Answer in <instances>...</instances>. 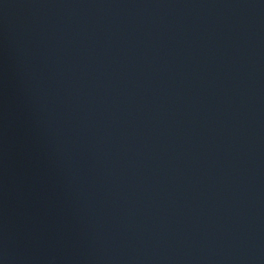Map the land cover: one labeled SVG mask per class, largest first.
I'll list each match as a JSON object with an SVG mask.
<instances>
[{
	"label": "water",
	"instance_id": "1",
	"mask_svg": "<svg viewBox=\"0 0 264 264\" xmlns=\"http://www.w3.org/2000/svg\"><path fill=\"white\" fill-rule=\"evenodd\" d=\"M0 264H264V0H0Z\"/></svg>",
	"mask_w": 264,
	"mask_h": 264
}]
</instances>
